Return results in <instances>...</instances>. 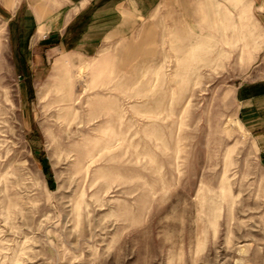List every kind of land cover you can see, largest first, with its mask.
Segmentation results:
<instances>
[{"label": "rangeland", "instance_id": "obj_1", "mask_svg": "<svg viewBox=\"0 0 264 264\" xmlns=\"http://www.w3.org/2000/svg\"><path fill=\"white\" fill-rule=\"evenodd\" d=\"M39 1L0 0V264H264L238 104L264 73V0H158L82 41Z\"/></svg>", "mask_w": 264, "mask_h": 264}, {"label": "crops", "instance_id": "obj_2", "mask_svg": "<svg viewBox=\"0 0 264 264\" xmlns=\"http://www.w3.org/2000/svg\"><path fill=\"white\" fill-rule=\"evenodd\" d=\"M47 1L56 3V9H50L53 11L49 13L45 12L46 6H43ZM148 3H152L150 8L153 9L158 0H41L30 9L34 11V19L40 26H45L44 20L47 22L51 19V25L54 19L61 18L64 20L65 38L82 41L105 39L115 33L126 34L130 20L141 19L148 12ZM238 89L239 116L258 141L264 161V73L250 86L243 85Z\"/></svg>", "mask_w": 264, "mask_h": 264}]
</instances>
